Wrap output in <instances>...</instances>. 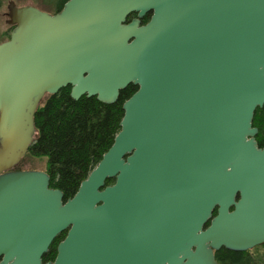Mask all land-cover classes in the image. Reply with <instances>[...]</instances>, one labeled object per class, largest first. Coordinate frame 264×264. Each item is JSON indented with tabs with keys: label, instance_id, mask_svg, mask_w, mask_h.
<instances>
[{
	"label": "water",
	"instance_id": "water-1",
	"mask_svg": "<svg viewBox=\"0 0 264 264\" xmlns=\"http://www.w3.org/2000/svg\"><path fill=\"white\" fill-rule=\"evenodd\" d=\"M0 44V264H218L264 245V0L10 1ZM154 12L151 20L141 19ZM138 19L128 22V16ZM112 147L67 201L13 171L45 95L118 101ZM115 179L112 186L108 180Z\"/></svg>",
	"mask_w": 264,
	"mask_h": 264
},
{
	"label": "trees",
	"instance_id": "trees-1",
	"mask_svg": "<svg viewBox=\"0 0 264 264\" xmlns=\"http://www.w3.org/2000/svg\"><path fill=\"white\" fill-rule=\"evenodd\" d=\"M10 1L17 6L32 5L54 15L68 0H0V15ZM11 31L9 27L7 32H0V44L9 40ZM137 88L130 85L121 92L117 102L104 104L96 97L83 96L74 100L69 86L55 95H48L38 108L35 115L37 138L31 151L45 159L44 171L50 177V187L61 190L65 201L77 193L81 183L112 147L121 130L123 104ZM253 126L258 129V145L263 147L264 107L257 109ZM113 183L114 180H108L107 185ZM215 256L218 264H264V245L246 252L222 248Z\"/></svg>",
	"mask_w": 264,
	"mask_h": 264
},
{
	"label": "flooded vegetation",
	"instance_id": "flooded-vegetation-1",
	"mask_svg": "<svg viewBox=\"0 0 264 264\" xmlns=\"http://www.w3.org/2000/svg\"><path fill=\"white\" fill-rule=\"evenodd\" d=\"M154 15L153 10L149 11L140 21H141V25H144L143 22L147 21L146 23H148L152 16ZM138 17V13H132L131 15L128 16V22H132L134 20H137ZM145 23V24H146ZM138 90V88L136 89V91ZM135 93V92H134ZM133 95V94H132ZM131 95V96H132ZM129 96L126 101L131 97ZM48 97V95H45V97L43 98V100L41 101L40 106L42 105V103H44L46 101V98ZM125 101V102H126ZM124 102V103H125ZM124 105V104H123ZM39 106V107H40ZM38 107V108H39ZM37 138V130L36 133L33 137L32 143L29 146V149L27 150L26 154L23 156V158L21 159V161L18 163V165L15 166V168L13 169V171H44L38 167L35 166L37 160H39L40 158L33 155L32 151H31V147L34 144L35 140ZM39 158V159H38ZM45 172V171H44ZM114 180L115 183V179H111ZM108 182V181H107ZM106 182V185H107ZM114 183L112 185H114ZM112 185H107V186H112ZM67 235V231L64 232L63 234H60L56 239H54V241L52 242V244L50 245L48 252L43 256L42 259V264H55L56 260L58 259L59 256V247L62 243H64L65 238Z\"/></svg>",
	"mask_w": 264,
	"mask_h": 264
},
{
	"label": "rangeland",
	"instance_id": "rangeland-1",
	"mask_svg": "<svg viewBox=\"0 0 264 264\" xmlns=\"http://www.w3.org/2000/svg\"><path fill=\"white\" fill-rule=\"evenodd\" d=\"M8 10H7V5L3 8L2 14L0 15V32H7L9 30V26L7 25L6 21L8 20L7 16ZM39 159V158H38ZM36 167L45 170L46 168V161L45 159H39L37 160Z\"/></svg>",
	"mask_w": 264,
	"mask_h": 264
}]
</instances>
